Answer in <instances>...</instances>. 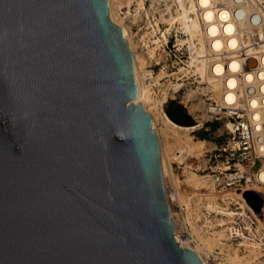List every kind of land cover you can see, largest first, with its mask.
Masks as SVG:
<instances>
[{"label": "water", "instance_id": "water-1", "mask_svg": "<svg viewBox=\"0 0 264 264\" xmlns=\"http://www.w3.org/2000/svg\"><path fill=\"white\" fill-rule=\"evenodd\" d=\"M137 93L107 0H0V264H202L174 241Z\"/></svg>", "mask_w": 264, "mask_h": 264}, {"label": "built area", "instance_id": "built-area-1", "mask_svg": "<svg viewBox=\"0 0 264 264\" xmlns=\"http://www.w3.org/2000/svg\"><path fill=\"white\" fill-rule=\"evenodd\" d=\"M192 1V14L203 31L206 69H211L217 62L229 64L232 61H227L226 56H214L210 43L215 39L204 36L205 28L210 27L202 20L207 11L198 6L197 0ZM128 9V13L121 10L120 16L124 20H134L128 28L132 33L139 17L131 15V6ZM210 10L214 13L212 24H217L220 31L227 25L235 27L233 37L239 36L241 40L237 56L242 69L235 74H225L218 89L220 97H216L214 105L207 109L211 122L222 125V140L198 157L191 158L193 161L186 166L211 186L216 194L215 204L208 205L206 190L189 195L188 203H182L175 192L169 193L165 188L174 241L180 249L196 253L194 249L202 247L197 232L211 237L215 231H222L225 247L204 250L201 255L196 253L202 264L203 260L207 264H236L235 257L242 260L241 264H264V205L258 217L244 199L245 193L255 192L264 201V182L260 181L264 173V69H256L257 57L264 51V0H220L214 2ZM138 11L146 32L138 39L145 51L155 47L154 40L164 35L166 40L155 50L168 49L170 45L174 47L181 36L187 41L188 37L180 33V24L176 22L179 13L177 0H143V7ZM221 13H227L224 22L219 19ZM140 31L138 28L133 37L136 38ZM215 38H221L220 34ZM185 44L184 53L193 62L196 53ZM192 68L191 63L189 69ZM231 78H235L238 85L227 89L223 83ZM229 94L233 99L227 103L225 98ZM228 194L232 197L227 198L225 195Z\"/></svg>", "mask_w": 264, "mask_h": 264}, {"label": "rangeland", "instance_id": "rangeland-1", "mask_svg": "<svg viewBox=\"0 0 264 264\" xmlns=\"http://www.w3.org/2000/svg\"><path fill=\"white\" fill-rule=\"evenodd\" d=\"M117 1L118 0H113L114 14L116 16L119 15L122 23H124L123 26L125 28L127 27V31L128 28H131L130 23L134 20L131 18H126L124 20L123 17L120 16L121 10L128 13V8L131 6V15L135 18L137 16L139 17V22L135 26V29L132 33H129V31L128 33L132 38L134 45L133 53L137 56L143 57L145 61L144 65L139 70L141 75L151 73V76L147 77L148 82L143 79V83L145 84L146 82L147 85V97L153 100L156 99L157 101L165 100V103L161 105L163 113L168 102H179L184 106L188 114L196 123L200 122V127L198 129L187 134V137L180 135V140L178 142L176 141V138H170L167 136V131L164 129L161 116L155 115V130L152 128L157 136L158 144L160 146L159 154L160 148L163 151L166 169L163 180L164 188H166L169 193L175 192L180 202L187 203L186 197L188 198L189 195L196 192L192 193V188L187 183V176H189L191 172L186 169V166L193 161L191 158L198 157L205 149H211L215 144L219 143L222 140L223 135L222 125L219 123H216V129L211 131V125L215 122H211L210 115H207V109L210 105H214V101L217 96H215L212 92V87L202 82V77L196 75L194 68L189 69L191 67L192 60H190V58H188L184 53V45L187 43L189 48L197 55L196 51L200 48L199 42L197 39H191L190 36L185 34L188 37L186 42V38L181 36L179 39L180 42L176 43L174 47H171L170 45L168 46V49L165 47L156 49L154 50V56L151 57L148 51L153 50L156 46L150 47L148 51H145L143 46L140 45L138 39V37L143 35L145 32V25L140 22L141 12L138 11V7L135 2L138 0H127V9L122 8L121 10L119 9ZM138 28H140L141 31L138 32V36L134 38L133 36L136 34V30ZM179 28L181 29V26ZM179 31L182 35H184L182 30ZM161 41L162 40L159 42L162 44H159L163 45V41ZM147 114L150 118L152 117L151 113ZM201 142L207 143L205 149L201 150L199 153H195L193 155L190 154L191 152H189V148H187L186 144L189 143L192 148H196V146H198ZM179 155H181V158L178 159Z\"/></svg>", "mask_w": 264, "mask_h": 264}, {"label": "bare ground", "instance_id": "bare-ground-1", "mask_svg": "<svg viewBox=\"0 0 264 264\" xmlns=\"http://www.w3.org/2000/svg\"><path fill=\"white\" fill-rule=\"evenodd\" d=\"M107 1H108V6H109V18L112 21V23L117 25L122 30L123 38L127 41L129 51L132 54L133 66H134V80H135V83L137 85V90H138L137 99L133 102V104L136 105L139 103L143 107V110L145 111V113H151L152 115L151 127L153 128V130H155V115L161 116L163 120L162 124L164 126L165 131H167V136H169L170 138H176V141L178 142L180 140L179 138L180 135H184L187 137V134L198 129L200 127V122H197V123L195 122L196 125L193 127L178 126L172 123L166 117L165 113L162 112L161 105L165 103V100L162 99L163 101H157L156 99L153 100L147 97V89H146L147 85H146V82L145 84L143 83L144 82L143 79L147 81L148 79L147 77H150L151 73L141 75V72L139 70L144 65V62H145L144 58L141 56H137L133 53L134 45L132 42V38L129 36V33L126 29L127 27L125 28L123 26L124 23H122L119 15L116 16L114 14L115 11H113V6H114L113 0H107ZM217 1H220V0H197L196 3L198 4L199 7L207 11L205 14L202 15V20L204 23H206L207 26H210V27L205 28L204 36L209 37L210 39H215L213 42L210 43L212 51L215 54L214 56H226L227 61H232L229 64L228 62L227 63L222 62L221 64L217 62L215 65L213 64V66H211V69H206V60H204V56H203L205 52L203 50V44H202L203 43V31H202L200 22H198V20H196L192 14L193 13V1L192 0H177L178 7H179V13H178L176 22H179L181 26V30L183 31L184 34L190 36L191 39H197V41L199 42L200 48L196 51L197 58L194 59L192 62V66L194 67V70H195L194 72L196 73V75L202 77L203 79L202 82L212 87L211 88L212 92L215 94V96L219 98L220 91L218 92V89L220 88L222 84V81H223L222 78L225 76L227 72L230 74H235L240 69H242V67L240 64L241 61L239 60V57L237 56L239 54V52L237 51H239L241 40L239 36L233 37L235 27L233 25H227L223 27L222 30L220 31L217 24H214V23L212 24L214 20V13L210 9L213 7V3ZM117 2H118L120 10L122 8L127 9V0H118ZM135 2H136V6L138 7V10L143 7V0H138ZM219 19L222 22L226 21L227 13H221L219 15ZM219 34L221 38H215ZM165 39H166L165 36H162V41ZM159 41L160 40L154 41V45L156 47H158L160 43ZM154 50L155 49L148 51L151 57L154 56ZM190 51L192 50L190 49ZM257 61H258V65L256 69H264V51L259 57H257ZM247 81H250V78H247ZM225 84H226L227 89H234L235 87H237L238 82L237 80H235V78H231L228 80V82L223 83V85ZM232 99H233L232 95L229 94L226 96L225 101L229 103L232 101ZM186 145H187V148H189V152H191L190 154L193 155L195 153H199L201 150H204L207 143L201 142L198 146H196V148H192V146H190L189 143H187ZM159 155H160V167H161L162 179L164 180L166 169H165L163 151L161 148H160ZM179 158H181V155H179L178 159ZM187 179H188L187 180L188 185H190V187L192 188V193L197 192L199 190H206L207 192L206 200L208 202V205L210 206V205L215 204L216 194L214 193L213 189L211 188L210 185H208L207 182L202 180L200 177L194 175L193 173H190L189 176H187ZM260 181L264 182V173L260 176ZM225 196L227 198L232 197L230 194L225 195ZM186 200H187V197H186ZM196 235H197L199 243L202 245V247L194 249V251H196V253H198L199 255H201V253L204 250L211 251L215 247H219V248L225 247L224 245L225 243L223 242L224 236H223L222 231L214 232L211 237H204L199 232H197ZM241 262L242 261H240V259H238L237 257L234 258V263L241 264ZM203 264H207V263L203 260ZM246 264H249V262H247Z\"/></svg>", "mask_w": 264, "mask_h": 264}, {"label": "trees", "instance_id": "trees-1", "mask_svg": "<svg viewBox=\"0 0 264 264\" xmlns=\"http://www.w3.org/2000/svg\"><path fill=\"white\" fill-rule=\"evenodd\" d=\"M216 129V123H213L212 125H211V131H214Z\"/></svg>", "mask_w": 264, "mask_h": 264}]
</instances>
